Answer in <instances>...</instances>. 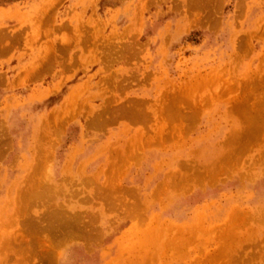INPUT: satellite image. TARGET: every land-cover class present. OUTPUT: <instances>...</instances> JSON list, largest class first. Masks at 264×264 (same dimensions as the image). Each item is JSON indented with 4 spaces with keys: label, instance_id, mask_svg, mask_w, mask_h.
Here are the masks:
<instances>
[{
    "label": "rangeland",
    "instance_id": "1",
    "mask_svg": "<svg viewBox=\"0 0 264 264\" xmlns=\"http://www.w3.org/2000/svg\"><path fill=\"white\" fill-rule=\"evenodd\" d=\"M0 264H264V0H0Z\"/></svg>",
    "mask_w": 264,
    "mask_h": 264
},
{
    "label": "bare ground",
    "instance_id": "2",
    "mask_svg": "<svg viewBox=\"0 0 264 264\" xmlns=\"http://www.w3.org/2000/svg\"><path fill=\"white\" fill-rule=\"evenodd\" d=\"M255 141V140H254ZM250 144V143H249ZM36 192V191H35ZM37 194V193H36ZM31 195V194H30ZM235 261V260H234Z\"/></svg>",
    "mask_w": 264,
    "mask_h": 264
}]
</instances>
